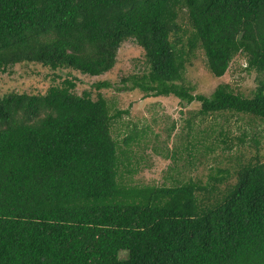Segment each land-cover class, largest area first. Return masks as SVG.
<instances>
[{
  "label": "trees",
  "instance_id": "obj_1",
  "mask_svg": "<svg viewBox=\"0 0 264 264\" xmlns=\"http://www.w3.org/2000/svg\"><path fill=\"white\" fill-rule=\"evenodd\" d=\"M130 39L148 72L121 90L264 121V0H0V73L21 63L67 71L46 93L0 98V264H264L258 156L225 187L229 169L172 186L124 180L112 124L128 111L113 114L100 92L78 94L72 72H109ZM196 50L215 77L244 55L260 87L251 97L228 83L195 94L185 71Z\"/></svg>",
  "mask_w": 264,
  "mask_h": 264
},
{
  "label": "rangeland",
  "instance_id": "obj_2",
  "mask_svg": "<svg viewBox=\"0 0 264 264\" xmlns=\"http://www.w3.org/2000/svg\"><path fill=\"white\" fill-rule=\"evenodd\" d=\"M183 26H187V19ZM66 72L36 63L14 65L0 73V98L10 92L46 93L51 86L60 84ZM147 72L144 51L133 39L121 45L117 62L109 72L100 76L72 72L78 94L90 91L96 98L100 92L113 114L117 109L128 111L112 124V135L125 151L120 167L125 181L172 186L190 179L206 182L210 176H217L219 169H229L230 176L221 184L225 187L235 182L238 165L257 156L264 161V121L230 112L202 116L198 114L201 104L197 101L185 104L174 96L146 98L139 89L121 90L133 85L131 76ZM262 78L256 71L246 70V58L241 54L222 77H215L202 50L192 54L185 71V83L194 87L195 94L207 96L219 84L228 83L235 93L251 97ZM103 81L111 86L97 90L94 85ZM134 133L139 137L127 146L124 139ZM243 135L245 141L241 143Z\"/></svg>",
  "mask_w": 264,
  "mask_h": 264
}]
</instances>
